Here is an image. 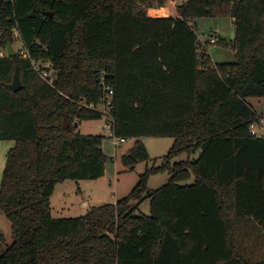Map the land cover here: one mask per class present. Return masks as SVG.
Masks as SVG:
<instances>
[{"label":"trees","instance_id":"16d2710c","mask_svg":"<svg viewBox=\"0 0 264 264\" xmlns=\"http://www.w3.org/2000/svg\"><path fill=\"white\" fill-rule=\"evenodd\" d=\"M165 2L0 0V48L16 23L29 54L54 69L49 84L18 53L0 58V140L14 141L0 184L12 242L0 264H264V136L246 100L264 97V0H187L177 16L147 15ZM219 15L234 20V62H211L196 35V18ZM15 66L23 86L12 91ZM104 86L110 116L87 107ZM102 116L116 139H134L128 169L148 159L140 137L172 146L125 197L53 217L58 182L104 173L103 136L79 131ZM163 171L168 180L149 189Z\"/></svg>","mask_w":264,"mask_h":264},{"label":"rangeland","instance_id":"374dc122","mask_svg":"<svg viewBox=\"0 0 264 264\" xmlns=\"http://www.w3.org/2000/svg\"><path fill=\"white\" fill-rule=\"evenodd\" d=\"M169 4L167 1L164 5ZM171 5H167L169 11ZM157 8L156 4L147 7L146 12L150 9ZM172 10V9H171ZM173 12V11H172ZM215 20L216 28L212 27V21ZM194 28L199 42L202 44L211 62H234L236 59L235 50L230 46L232 23L231 18L224 15L212 17H199L195 19ZM218 37V43H211L209 39ZM12 46L15 51L20 49L18 41L13 40ZM0 50L3 51L2 48ZM247 102L254 108L256 114L261 116V120L256 122L258 125H264V97H248ZM263 116V117H262ZM107 124L104 116L98 119L83 120L80 122L79 131L83 135L99 134L102 135V150L106 157L104 162V173L102 176L94 179H65L55 185L54 191L49 198L50 212L53 217H78L84 215L91 206H96L105 202L113 203L116 200L125 197L135 186L146 167L152 164L161 163L159 157L166 154L171 148L173 138L171 137H155L142 136L139 139L143 143L148 159L138 162L134 169L126 168L122 163V156L133 146L134 139H126V141L114 146L113 137L109 135ZM264 132V131H263ZM6 142V141H4ZM14 145V141H7ZM3 144V143H0ZM1 146V145H0ZM10 147V146H9ZM7 149L0 147V184L2 180V172L4 168ZM5 155V156H3ZM198 152L188 156L182 153L176 156L172 161L195 159ZM169 174L166 171L151 174L148 178V188L155 189L166 182ZM193 175L181 183H193ZM139 212L149 214V203L144 201L140 205ZM138 212V213H139ZM0 234L4 236V240L0 241V248L12 242L10 221L5 214L0 211Z\"/></svg>","mask_w":264,"mask_h":264},{"label":"built area","instance_id":"2783aa9c","mask_svg":"<svg viewBox=\"0 0 264 264\" xmlns=\"http://www.w3.org/2000/svg\"><path fill=\"white\" fill-rule=\"evenodd\" d=\"M166 1L169 3L166 5H171V6L176 8L177 6L185 3L187 0H166ZM11 33H12L13 40L18 41L20 44V49L18 51H15V53H18V55L21 58L29 59L33 70L47 83L52 84L53 80H54V75H53L54 69H53L52 65L50 64V62L48 60H44V61L37 60L35 57H32L29 54L28 49L25 48L24 43L21 39L20 31H19V28H18L16 23L11 28ZM218 39H219L218 37H213L210 39V42L215 43ZM2 49H3V51L0 50V58L7 55L6 48H2ZM101 80H103V77H101ZM104 91H105L104 95L99 99V102L96 105L93 103H90V104H87V107L95 108V109L101 111L103 114H105V116H110L109 115V107H110V104L112 101V97H111L112 96V90L109 86H104ZM260 120H261V118L259 119V121ZM105 126L108 129L109 135L111 137H113L114 144L117 145V144L124 141L123 139L118 140L113 136L111 124L109 122ZM250 128H251L252 132H254L260 136H264V132H263L264 131V125H262V124L258 125L257 123H254L251 125Z\"/></svg>","mask_w":264,"mask_h":264},{"label":"water","instance_id":"95a60500","mask_svg":"<svg viewBox=\"0 0 264 264\" xmlns=\"http://www.w3.org/2000/svg\"><path fill=\"white\" fill-rule=\"evenodd\" d=\"M45 14H48L49 16H52V12L51 11H49V12L47 11V12H45ZM231 23H232L231 38H234L235 28H234V20L233 19H231ZM212 27L216 28L215 20L212 21ZM6 53H7V56H13L15 54V50L12 47V45L10 44V42H8L7 45H6ZM22 86L23 85H22V82H21V79H20V76H19L18 66H15V69H14V72H13V75H12V80H11V82L6 84V87H8L12 91H17V90L21 89ZM75 125H77V123H75Z\"/></svg>","mask_w":264,"mask_h":264},{"label":"crops","instance_id":"0c3cea01","mask_svg":"<svg viewBox=\"0 0 264 264\" xmlns=\"http://www.w3.org/2000/svg\"><path fill=\"white\" fill-rule=\"evenodd\" d=\"M165 6H167V5H164V6H161V7H157V8H162V7H165ZM170 7V6H169ZM157 8H152V9H157ZM171 9H173V10H171ZM172 11H174V13L172 12ZM147 15H149V16H169V15H171V16H177V11H176V8L175 7H173L172 6V8L170 7V11H169V13L167 14V15H161V14H150L149 12L147 13ZM263 117V116H262ZM4 141H6V142H4ZM7 141H12V140H0V143H3V144H0L1 146V148L3 149H7V147H9L8 149H10L11 148V143L10 142H7ZM7 152H8V150H7ZM7 154V153H6ZM3 156H5V155H3ZM5 159H6V156L4 157ZM5 159H3V160H5Z\"/></svg>","mask_w":264,"mask_h":264},{"label":"bare ground","instance_id":"6f19581e","mask_svg":"<svg viewBox=\"0 0 264 264\" xmlns=\"http://www.w3.org/2000/svg\"><path fill=\"white\" fill-rule=\"evenodd\" d=\"M173 10V9H172ZM150 14H161V15H167L169 13V9L167 6L157 9H150Z\"/></svg>","mask_w":264,"mask_h":264}]
</instances>
